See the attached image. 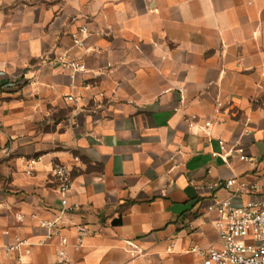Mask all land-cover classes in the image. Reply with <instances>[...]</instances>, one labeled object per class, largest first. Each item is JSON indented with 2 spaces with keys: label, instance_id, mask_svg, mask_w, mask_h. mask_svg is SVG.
Here are the masks:
<instances>
[{
  "label": "crops",
  "instance_id": "obj_1",
  "mask_svg": "<svg viewBox=\"0 0 264 264\" xmlns=\"http://www.w3.org/2000/svg\"><path fill=\"white\" fill-rule=\"evenodd\" d=\"M11 1L0 0V264H203L188 251L220 247L207 208L227 193L212 184L238 177L264 193V0H18L13 16ZM84 25L80 48L70 35ZM65 53L89 72L55 63ZM84 80L85 100L66 102ZM237 146L254 161L226 163ZM56 165L72 170L79 210L50 230Z\"/></svg>",
  "mask_w": 264,
  "mask_h": 264
},
{
  "label": "built area",
  "instance_id": "obj_2",
  "mask_svg": "<svg viewBox=\"0 0 264 264\" xmlns=\"http://www.w3.org/2000/svg\"><path fill=\"white\" fill-rule=\"evenodd\" d=\"M90 34L89 27L84 25L73 33L71 38L77 47L85 48L86 39ZM55 63L71 69L74 73L87 74L89 72L83 62L70 59L67 53L58 56ZM108 68H111V65H108ZM91 89L92 85L84 80L79 86L77 95H65V100L70 104H81L85 100L84 92ZM92 99L99 103L111 101L105 92L93 93ZM196 119L195 115L190 117V129L195 127ZM210 126V122L205 123V127L209 128ZM217 155L216 153L212 154L213 157ZM220 156L226 163L232 156L249 163L254 161L241 146H237L232 153ZM35 162L32 160L29 167ZM53 175L60 198V217L52 222L40 221V225L50 230H58L59 219L76 213L79 206L70 202L73 186L72 170L66 165H56ZM211 188L227 193L223 197L216 196L215 201L207 208L208 212L215 213L219 217L214 226L219 237L220 247L196 245L190 247L188 252L198 257L203 264H264V193L261 192L260 186L256 183L242 181L238 177H232L212 184ZM244 196L248 198L246 201L242 200ZM31 217L37 218L36 215ZM75 227L79 236V244H82L86 228L84 226ZM21 245L23 243H18L6 250L8 252L19 251ZM64 259V256H61V262Z\"/></svg>",
  "mask_w": 264,
  "mask_h": 264
},
{
  "label": "rangeland",
  "instance_id": "obj_3",
  "mask_svg": "<svg viewBox=\"0 0 264 264\" xmlns=\"http://www.w3.org/2000/svg\"><path fill=\"white\" fill-rule=\"evenodd\" d=\"M52 1L53 0H27L26 6L28 7V9H34L35 7H37V8H46L47 10H49ZM6 6H7V10H10V13L13 16L15 14V12L18 11L19 2H18V0H12L11 3L9 5H6ZM70 37H71V35H70ZM47 58L51 59L50 56H48ZM0 169H1V162H0Z\"/></svg>",
  "mask_w": 264,
  "mask_h": 264
}]
</instances>
